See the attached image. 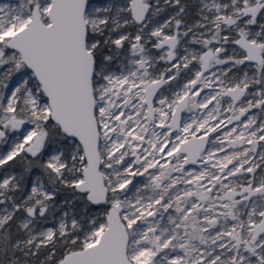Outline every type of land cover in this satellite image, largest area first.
<instances>
[{"label":"snow or ice","instance_id":"obj_1","mask_svg":"<svg viewBox=\"0 0 264 264\" xmlns=\"http://www.w3.org/2000/svg\"><path fill=\"white\" fill-rule=\"evenodd\" d=\"M0 264H264V0H0Z\"/></svg>","mask_w":264,"mask_h":264}]
</instances>
